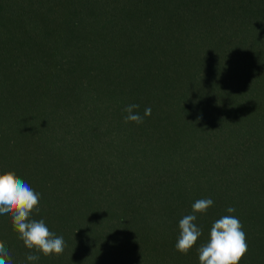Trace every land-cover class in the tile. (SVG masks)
<instances>
[{
  "label": "trees",
  "instance_id": "trees-1",
  "mask_svg": "<svg viewBox=\"0 0 264 264\" xmlns=\"http://www.w3.org/2000/svg\"><path fill=\"white\" fill-rule=\"evenodd\" d=\"M130 104L151 116L126 123ZM7 171L66 243L29 262L0 215L12 264H200L226 215L239 264H264V0H0ZM206 198L183 254L179 221Z\"/></svg>",
  "mask_w": 264,
  "mask_h": 264
},
{
  "label": "clouds",
  "instance_id": "clouds-1",
  "mask_svg": "<svg viewBox=\"0 0 264 264\" xmlns=\"http://www.w3.org/2000/svg\"><path fill=\"white\" fill-rule=\"evenodd\" d=\"M139 108L137 104L125 107L127 115L125 122H144V116H151L150 107L144 111V116L133 110ZM214 201L211 198L199 199L192 205V214L185 215L179 221V237L175 248L187 254L198 238L202 229L195 223L197 213H206ZM40 194L34 191L25 181L20 179L15 172H0V215H8L14 230L18 233L24 245L32 250L27 255L29 262L39 260V255L60 256L64 253L66 243L63 236L51 232L43 219L36 220L32 214L39 213ZM228 213L235 212V208L228 207ZM248 251L246 233L243 231L241 221L226 215L216 220L211 226L207 243L198 249L200 264H239ZM0 264H12L8 249L0 242Z\"/></svg>",
  "mask_w": 264,
  "mask_h": 264
}]
</instances>
